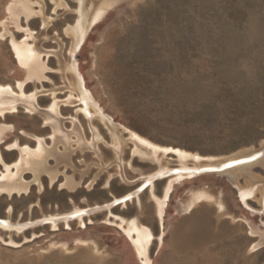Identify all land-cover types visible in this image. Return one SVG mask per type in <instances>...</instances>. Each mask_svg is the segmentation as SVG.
Here are the masks:
<instances>
[{"label":"rangeland","instance_id":"374dc122","mask_svg":"<svg viewBox=\"0 0 264 264\" xmlns=\"http://www.w3.org/2000/svg\"><path fill=\"white\" fill-rule=\"evenodd\" d=\"M103 1L0 0V88L25 82L27 97L0 98L1 159L17 174L1 179L0 163V264H143L134 219L150 264H264V162L236 170L238 186L219 173L173 182L161 209L174 177L157 174L194 163L134 137L201 164L264 153V0H118L73 60ZM23 41L38 79L15 54ZM26 146L41 147L29 164Z\"/></svg>","mask_w":264,"mask_h":264},{"label":"bare ground","instance_id":"6f19581e","mask_svg":"<svg viewBox=\"0 0 264 264\" xmlns=\"http://www.w3.org/2000/svg\"><path fill=\"white\" fill-rule=\"evenodd\" d=\"M117 1L118 0H104L103 3H101L99 6H97L96 9H94V11L91 14V16L89 15L88 20H85V22H83L81 24V26H79L76 29L75 36H74V38H75V42H74L75 48L71 52V56L73 57V60H75V54L78 52L79 47L81 46V44L85 40V37H86V34H87V31H88L89 27L92 24H94L97 20H99L106 13V11L111 6H113L114 3H116ZM13 47H14V50H15V54H16L17 58L20 61V64L23 67L27 68V70H28V73H29V78L28 79H32V78H37L38 79V77H40V74L43 72V70L45 69V67L40 63V59L37 58L36 53H35L36 51L33 50L35 47L34 46L32 47L31 45L27 44L25 41H23L21 43L13 42ZM74 62H73V66L71 67V69L69 67V70L72 72L73 76L77 80V83L79 85V88H80V90H81V92L83 94V97H84V101L83 102H84L85 111H87V108L88 107H92V106H95V105H93V99H92L91 95L89 94V92L84 87L83 77L79 73V71L77 70L76 63H74ZM39 79H41V78H39ZM24 83H19L18 84V87H19V89L21 91V94L20 95L19 94L18 95L15 94L10 87H1L0 88V98L1 97L2 98L5 97L6 95H10V96L12 95L15 98H19V99H22L24 97L27 98L26 95L24 94V92L22 91L23 90ZM28 97H34V95L33 96L31 95V96H28ZM19 99H14L13 100L14 101L13 103L17 102ZM7 103H11V102H7ZM13 103H11V105ZM6 105L0 104V107L6 106ZM9 111H11V110H9ZM0 113L3 114L2 112H0ZM134 137L137 139V141H139L142 144H145L146 146L152 148L155 151L163 150L164 152H171V153L175 154L177 156V158L182 163L183 162L185 163V162H188V161H191V162L194 163V167L193 168L192 167H188L187 164H186V165H183L179 169H176V170H167V171H163V172L157 174L158 176H162V175H165V176L167 175L168 176V175H170V176H173L174 177V179L171 181V184H170V186L168 188V191L166 193V196H165L164 200L162 201V207H161V209H163L164 206H165V204H166V201H167V198H168V194L171 191V185H172L173 182L182 180L184 178H191V177L197 176L199 173H206L207 170H212V171H215V173L226 174L232 180V182L236 186H238L239 185L238 182H237L238 174L235 173L236 170H239L240 172L241 171H245L247 168L251 167V165H253L254 163L264 162V159H262V156L264 155V153H257V154L254 153L255 155H252L251 157L250 156L249 157L248 156H245V157H242L240 159H235V158L234 159L233 158H230L229 159L228 158V160L226 162H223V163L222 162H220V163L212 162L214 160L213 159L212 161L207 160V163H205V164H203V163L201 164V162L203 161L204 158L202 159V157H200L197 154L196 155L195 154H189V153L184 152V151H181V150H173V149L172 150H165V149H161L159 147H156L154 145H151L149 142H147V141L139 138L138 136H134ZM40 148L37 151H35L36 149L34 151H31L29 149V147H27V146L24 147V148H22V151H21L22 152V157L20 159V162L21 161H25V163H28L29 164L30 161L33 158H36V157L39 156V153L38 152L41 151ZM1 162L4 164V162L1 159V154H0V163ZM16 163L17 162H15L14 165H16ZM4 166L6 167V171L7 172L6 173H2L1 179L13 180L16 177V175H17V174H13V173L10 172V170H11L10 168L13 167V166L6 165V164H4ZM153 178H151L149 180V182H148L149 184L152 183V181L154 180ZM10 184L12 185L13 189H15V187H14L15 184L13 182L10 183ZM21 185H24V184H21ZM20 188H22V187H20ZM251 190L252 189H244V188L240 189L241 197H242L243 200H246V197L247 196L250 197L251 192H252ZM205 194L206 193H200V194L196 195L197 201H198V199L200 200L203 197H205L206 196ZM129 199H131V195L130 196H127V197H124V198H121L119 200H116V202L125 203ZM260 201H261V199H260ZM263 201H264V198H263ZM218 204H220V203H218ZM101 208L102 207H100V209ZM95 209H97V207ZM84 211L82 212L81 210H76L75 212H73L72 214H70V217L71 218H75V217L77 218L78 217L80 219V217L84 213ZM149 231L150 230H148V229L146 230V229L140 228V226H138V224H137L136 219H134L133 221H131L130 227L127 230V233L129 235V237L130 236H131V238L133 237L132 238L133 243L135 245V248L137 250L138 255L142 259V263L143 264H150L149 263V259H148L149 257L147 256V249H148L149 240H150V238L152 236H150Z\"/></svg>","mask_w":264,"mask_h":264},{"label":"water","instance_id":"95a60500","mask_svg":"<svg viewBox=\"0 0 264 264\" xmlns=\"http://www.w3.org/2000/svg\"><path fill=\"white\" fill-rule=\"evenodd\" d=\"M206 173H215V171L207 170ZM202 174H205V173H199L198 175H202Z\"/></svg>","mask_w":264,"mask_h":264}]
</instances>
